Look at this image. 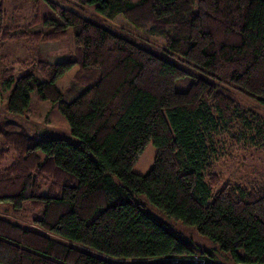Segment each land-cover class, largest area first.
Returning <instances> with one entry per match:
<instances>
[{
  "label": "trees",
  "instance_id": "16d2710c",
  "mask_svg": "<svg viewBox=\"0 0 264 264\" xmlns=\"http://www.w3.org/2000/svg\"><path fill=\"white\" fill-rule=\"evenodd\" d=\"M7 1L0 87L8 112L57 103L80 144L0 122V204L12 205L0 213V264H216L135 195L237 264H264V170L224 184L219 171L242 151L264 155V118L206 77L176 86L192 76L188 66L264 105V0H31V20L16 28L7 26ZM119 17L164 47L109 24ZM69 29L75 50L62 63L2 55L7 43L63 42ZM149 142L156 156L140 175L133 167Z\"/></svg>",
  "mask_w": 264,
  "mask_h": 264
},
{
  "label": "rangeland",
  "instance_id": "374dc122",
  "mask_svg": "<svg viewBox=\"0 0 264 264\" xmlns=\"http://www.w3.org/2000/svg\"><path fill=\"white\" fill-rule=\"evenodd\" d=\"M5 8L8 12L7 26L14 28L23 27L26 20H31V0H8ZM92 12L93 11L89 9L87 15L92 14ZM109 24L115 28H119L123 31L148 39L160 47H164L163 41L150 37L146 34H142L123 17H119L115 21L109 22ZM37 29L44 31L49 30V28L43 26H39ZM68 34V38L63 42L45 44L41 45L39 48L31 49V47H29L27 49L25 42L7 43L3 47L2 55L9 57L12 61H15L27 59L30 56L34 57L36 54H39L44 60H47L50 63H62L66 61L75 50V39L72 29L68 30ZM158 53L164 55V52L161 50H158ZM164 56L167 59L176 62L173 57L168 55ZM184 67L190 70L192 76L177 82L176 86L178 91H186L190 83L195 80V77H206L209 80L214 81L221 91H224L241 105L264 118V105L259 100L250 98L243 92L233 87L220 84L198 70L192 69L188 66ZM1 68L3 69L2 66ZM76 71L77 69L74 68L59 80L57 86L61 91H65L68 88V85L73 80ZM8 97L9 91H5L0 87V122L4 124L7 131L18 132L24 130L38 139L58 138L67 140L75 145L80 144V140L71 134L69 124L65 117H63L59 112L57 103H51L48 101L41 102L37 111L27 112L25 115H14L7 110ZM32 101H37L34 94L32 95ZM155 156L156 148L152 142H149L144 150L137 156L133 171L140 175H146L152 168ZM12 161L13 154L6 162L5 167ZM261 170H264V155L257 149L250 155H248L245 151L238 153L236 157L229 159V162H225L219 169L222 173L221 175L223 176V184L227 182L240 183L242 179L251 175L254 171L260 172ZM221 187L222 185L219 189ZM135 201L144 205L151 214H153L161 222L165 223L172 231L185 235L194 244L202 247L203 249L209 250L216 264H237L231 253L223 251L218 244L204 236H201L195 228L170 220L157 207L150 203L144 195H135ZM11 211V203L2 202L0 204V213H4L9 216ZM25 224H30V220L29 222L27 220Z\"/></svg>",
  "mask_w": 264,
  "mask_h": 264
}]
</instances>
